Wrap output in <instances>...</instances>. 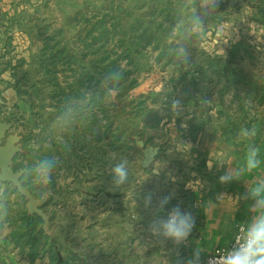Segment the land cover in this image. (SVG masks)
<instances>
[{"label": "rangeland", "instance_id": "374dc122", "mask_svg": "<svg viewBox=\"0 0 264 264\" xmlns=\"http://www.w3.org/2000/svg\"><path fill=\"white\" fill-rule=\"evenodd\" d=\"M44 1L45 6L35 10L39 20L33 25L34 35L46 34H43L45 41L48 40L51 46L56 45V51L46 52L43 60L36 56L31 58L28 72L31 81L23 88L28 101L32 102L30 106L24 103L17 110L11 109L0 99V121L13 123L11 132L20 134L22 151L27 145L32 150L41 149L39 152L32 151L26 158L20 155L22 151L16 155L15 163L22 162L23 169L30 166L31 160L34 163L40 159L38 155L42 152L48 154L51 150L54 153L56 147L46 145L50 131L55 133L53 137L57 141L60 139L55 121L58 115L66 111L58 101L60 97H56L61 89H57L55 83H59L60 87H74L86 94L83 106H87V100H91L97 91H103L98 88L97 80L100 81L107 72L98 62H92L100 56L86 53L89 49L79 39L86 20L95 21L106 12H112L115 6H121V13L123 9L127 10L122 15L126 30H130L136 17L145 23L153 19L163 24L159 46L151 44L135 53L133 63L117 44L112 42L107 47L115 51L111 59L117 60L118 69L123 72V79L118 85L119 95L113 102L106 103L104 100L107 108L105 114L100 107L91 110V105H88L86 108L89 113L85 114L82 124L88 129L83 128L81 136L82 144H85L81 167L73 168L72 172L65 171L62 168H65V160L54 153L61 170L56 167L52 178H59L57 181L64 184L60 186L59 183L60 187L74 178L72 174L76 170L77 174L78 171L81 173L78 182L72 184L68 192L69 201L61 199L65 190L58 185L47 186L46 189L33 186L39 198L41 191L49 193L43 209L51 213L52 225L67 228L65 234L58 229L52 240L67 241L72 243L71 246L81 245L84 241L85 248L79 255L89 262L100 260L102 252L99 248L92 249L89 244L105 240V232L101 233L99 229L94 232L92 222L97 220L96 216L93 218L94 214L104 207V195L109 194L115 199L114 208L118 210L113 217L118 264H122L123 257H129V264H170L168 256L182 258L183 246L176 256L174 251L170 253L168 250L170 241H164V245L148 232L153 216L144 208L143 195L154 193V202L158 198L171 196L165 212L177 205L172 201L173 195L178 192L185 194L186 185L193 182L192 170L196 162L191 164V146L198 143L195 132L203 130L210 111L218 113L221 105L224 109L221 114L226 113L223 117L228 129H235L240 123L242 125L245 118L250 114L255 115L257 110L264 112V104L251 99L256 98L259 89L250 88V85L257 86L256 83L264 84V1L221 0L218 12L212 13L206 20L201 36L190 39H186L184 33L192 15L198 10L194 0ZM161 9L163 12H160ZM44 18L45 21H41ZM40 29H43L42 33ZM218 31L225 33L219 40ZM52 37L54 40H51ZM193 41L196 43L193 44ZM180 44H185L190 52L191 59L187 65L176 59ZM64 45L68 54L82 55L83 63H79L81 60L70 63L59 62L58 59L57 62L50 61L52 52L56 53ZM224 64L234 69L235 75L231 77V69L226 70ZM54 77L57 78L55 83ZM81 81H84V85H81ZM202 97L212 99L211 105L203 106ZM173 98L182 99L184 112L181 117L175 118L170 111ZM49 104L50 111L47 109ZM45 117L51 120L46 121ZM248 119L252 120L250 117ZM185 122L186 128L181 126ZM176 131L179 135L173 136ZM44 139L47 140L45 146ZM139 140H143L146 146L159 147L158 155L148 167L143 166L145 148L138 144ZM120 159L128 161V180L120 189L113 190L110 171ZM152 168H160L159 175H152ZM8 185L12 188L10 192L15 191L13 185ZM78 194H82V197ZM96 194L100 195L98 200H91V196L96 197ZM49 197L52 198L49 200ZM20 198L23 200L22 206H26V199ZM99 203L103 204L100 208ZM76 212H82V216L80 213L76 215ZM165 212L160 215L163 216ZM123 222L125 227H122ZM123 241L125 248L120 246ZM127 242H130V249L126 248Z\"/></svg>", "mask_w": 264, "mask_h": 264}, {"label": "crops", "instance_id": "0c3cea01", "mask_svg": "<svg viewBox=\"0 0 264 264\" xmlns=\"http://www.w3.org/2000/svg\"><path fill=\"white\" fill-rule=\"evenodd\" d=\"M45 3L44 0H0V99L2 102L9 104L11 109L13 107V109L17 110L18 106L24 103L29 106L32 104L31 101H28L26 93L22 92L25 86H20L22 91H18L15 85L16 77H14V71L7 64L11 63L14 67L17 65L18 60H24V66L19 68L21 72L18 71L23 74L25 71H30L31 58L41 55V50L44 47L43 42H45L46 39L44 35L46 34L42 33L43 29H40V33L42 34L34 35L33 25L35 21L39 20V18L35 16V10L38 11L42 9ZM45 19L46 18L41 19V21H45ZM256 85L255 87H253L254 85L250 86L251 89H259L256 98L251 99L254 100L253 102H256L257 99L261 104H264V84L256 83ZM76 101L75 99L72 100L74 104H76ZM50 106L49 104V107H47L49 111L51 110ZM223 110V107L220 105L218 113L210 111L203 130L201 132H195L198 143L191 146L192 148L190 151V158L192 159L191 164L196 162L192 170L193 182H188L185 194H183V192L182 195L178 192L173 195V203L179 204L182 209L190 211L195 220L193 230L187 243L182 245L183 257L180 259L183 260L189 258L195 248L201 250L202 260L208 257L216 248L226 247L233 241L237 226L246 223L251 216L248 210V204L250 202L243 198L246 193V184L252 183L256 176L264 174V112L262 110H257L256 113L254 112L255 115H248V117L252 119L251 121L245 116L244 125H240V123L237 124L235 129H228L226 119L223 117L226 116V113L224 115L221 114ZM65 111L68 113L67 119L71 122L73 130L64 135V143H58L55 137H53L55 133L53 134L52 131H50L47 137L48 141L44 139L43 145L45 146V142L47 141L48 143H46V145L50 144V146H55L56 149L54 153L59 154L61 160H65V168H62L65 171L72 172L73 168L76 169V167L82 166V161L84 159L82 149L85 147V144H82V140L77 141L78 138H83L81 137L83 124L81 119L80 121L77 119V114L73 111L72 107ZM47 120L50 121L51 119L48 117L46 118V121ZM236 121L237 120H234V122ZM211 125L213 126L211 127ZM253 126L256 128L257 132L253 140L243 139L239 135L242 128L251 129ZM176 135H179L177 131L173 136ZM52 138L54 139V143L52 142ZM251 144H255L260 149L259 159L261 160V167L253 173H248L246 171L242 172L238 180L231 183H219L218 178L228 167H232L237 171L244 168L245 154L247 148ZM27 147L29 146L27 145ZM44 150L45 148L43 151ZM54 153L49 150L48 154L44 153L43 158L56 157ZM16 159L17 158H15V160ZM210 160L213 161L215 166H209ZM57 169L59 171L61 170L58 165ZM80 174L79 171L77 174L76 170L75 173L72 174L74 178L65 183L64 187H60L64 184L59 182L60 180L57 181L59 178H52L48 186L56 187L61 183L59 187L61 190H65L61 195V199L64 202L69 201L70 193L68 192L71 191L72 184L78 182ZM59 187H57V189ZM10 189L12 188L8 185L6 202L8 213L6 217L0 221V264L119 263V259L116 258L115 254L117 245L113 239L116 226L113 217L115 212L118 211L114 208L115 199H112L113 196H109V194L104 195L106 197L103 200L104 202H102L104 207L99 209L100 212L94 214L93 217H97V220H93L92 222L94 232H97L98 229L101 233L105 232V240H98L100 242L96 241L93 245L89 244V247H92V249L99 248L100 253L102 252L100 260L95 259L96 263H94L85 261L82 255H79L81 250L85 248L84 241H82L81 245L73 244V246H71L72 243L67 241H55L52 245L48 243L45 247L43 244H38V248L44 249V252H42V255L36 257L32 256V246L24 244L23 242L14 241V239H12V234L15 230H18L22 222L19 209L23 208V200L20 198L22 195L19 196L14 191L10 192ZM79 195L82 197V194H78V196ZM219 195H224V197L217 199ZM91 197V200H98L100 195L96 194V197ZM51 198L52 197H49V200ZM228 198H231V200ZM108 201L110 203H108ZM195 201L199 203L197 208L193 207ZM103 204H100L99 208L103 206ZM122 212L124 215L125 210L123 209ZM46 213L50 218V224L47 230L48 235L52 238L55 237L58 229L65 234L67 228L59 225H52L53 217L47 209ZM76 213V215H78L80 212ZM80 214L82 216V212ZM122 227H125L124 222L122 223ZM163 244L165 245V243ZM167 245H169L168 250L170 253L174 251L176 256L180 254L179 251L182 246L177 249L171 241ZM120 246L125 248V242L123 241ZM163 247L165 248V246ZM126 248L130 249V242L126 243ZM69 249L74 252V255L70 253ZM103 250L105 251L103 252ZM56 253L61 257L59 261L56 260ZM169 258V263L175 264L177 258L168 256V259ZM122 264H129V257L126 259L123 257Z\"/></svg>", "mask_w": 264, "mask_h": 264}, {"label": "clouds", "instance_id": "9594fccd", "mask_svg": "<svg viewBox=\"0 0 264 264\" xmlns=\"http://www.w3.org/2000/svg\"><path fill=\"white\" fill-rule=\"evenodd\" d=\"M221 0H194L197 11L192 15L190 22L185 29L184 37L190 39L192 37H200L206 27V20L212 13L218 12ZM219 34V35H218ZM223 31L217 32V38L224 35ZM196 41H193L195 44ZM176 59L179 63L187 65L191 59L188 47L185 44H180L176 50ZM123 79V72L120 69H114L105 73L101 78L98 88L104 92V100L106 103L115 101L119 95V87ZM212 99L202 97L201 104L210 106ZM170 111L175 118L181 117L184 112L182 99L173 98L170 102ZM68 113L65 112L56 117V126L60 132L58 143H64V135L70 133L73 128L71 122L67 119ZM175 120L172 122L174 125ZM182 127H187V123H182ZM256 128H242L239 135L246 140H253L256 136ZM260 149L251 144L247 148L245 154L244 168L237 171L232 167L218 178L219 183L228 184L238 180L239 175L246 171L253 173L261 167L259 159ZM113 159L115 157L113 156ZM58 165L56 157H44L36 160L32 165L26 166L21 173L25 180L31 185L40 189H46L52 181L54 169ZM209 166H215L210 160ZM160 168H152V175H159ZM129 170L127 159H120L116 162L110 171L111 185L113 190L120 189L128 180ZM13 181L10 178H5V172L0 169V221L7 215V192L8 182ZM16 182V187L19 191L23 190V184ZM47 191H41V197L48 196ZM154 193L147 192L143 195V205L146 210L152 213V220L148 225V232L155 237L159 242L171 241L172 244L179 249L185 245L194 227V217L190 211L184 210L179 204L167 209L171 196L158 198L153 200ZM224 197L219 195L217 199ZM248 200V210L251 213L249 220L242 224L240 231L235 237L234 243L225 253L217 255L210 264H264V174L255 177L254 181L246 184V193L243 197ZM231 200V198H228ZM161 212H165L163 216ZM201 250L195 248L192 255L186 260L177 258L175 264H201Z\"/></svg>", "mask_w": 264, "mask_h": 264}, {"label": "trees", "instance_id": "16d2710c", "mask_svg": "<svg viewBox=\"0 0 264 264\" xmlns=\"http://www.w3.org/2000/svg\"><path fill=\"white\" fill-rule=\"evenodd\" d=\"M264 0H261L263 2ZM160 8V7H159ZM158 9V6L154 9L156 12ZM163 9H161L160 12ZM114 11V12H113ZM112 12H106L101 18L93 21L91 20H86V25L84 26L83 33L79 35V39L81 42L84 43V47L89 49L86 53H91L96 55L98 54L100 57L97 59V61L94 59L92 62H98L99 65H102V67L106 70L105 72L113 71L114 69H118V64L116 59H111L113 52H115L113 49L109 50L107 47L113 43L117 44L119 47L123 49V52L125 56H129V60L131 63H133V56L135 53L141 52L145 47H148L151 44L156 45V47L159 46V43L162 41L161 37L162 34V27L163 24L162 22H156V20H150L147 21V23L143 22L141 18L136 17L133 24L129 28L130 30H126L124 26L125 20H123L124 13H126L127 10L122 11L121 13V6H115L114 10ZM162 14V13H161ZM48 39V38H47ZM54 40L52 37L51 40ZM50 40V38H49ZM46 43L44 44V47L41 50L40 57H37V59H44V56L46 52H49L51 50H55V46L50 45V42L45 41ZM67 46L64 45L62 48H58L56 53L52 52V56H50V61L52 62H57V59L59 62H75V61H80L79 63L82 62V55L77 57L75 53L73 54H68L66 52ZM56 54V55H55ZM66 63V64H67ZM25 64L24 60H18L17 65L14 67L12 64L8 63L7 65L11 67V69L14 71V77L17 78L16 81V87L18 88V91H22L20 89V86H26L31 79L28 77L29 73L28 71H25L22 73L19 70L20 67H23ZM224 68L226 70H230L231 68H228V65L224 64ZM19 71V72H18ZM235 75L234 69L230 70V76ZM57 78L54 77V83L57 81ZM82 84L84 85V81H81ZM99 82L97 80V85H99ZM34 85V84H33ZM67 85V84H66ZM55 86L57 89H61L59 93L56 95L58 98V101L60 104L63 105V110L69 109L70 107L73 108V111L77 114L76 117L80 121L85 120V114L89 113L88 105H91L90 109L92 110L93 107H100L102 108V113H107V108L104 106V92L102 91H97L91 100H87V106H83V100L87 99L86 94L82 93L80 90H77L76 88H72L71 86H63L60 87L59 83H55ZM252 86V85H250ZM82 87V86H81ZM249 87V86H248ZM67 90H70L67 92ZM23 92V91H22ZM54 96V98H56ZM75 99L76 104L72 102V100ZM62 111V110H61ZM61 111L59 113H61ZM85 129H88L85 126L83 127L82 125V131ZM82 140V138H78L77 141ZM39 152L41 149H34L32 150L31 148L27 147L24 151L21 152V156L26 158L28 154L31 152ZM44 156V153L42 152L41 154L38 155L40 159H42ZM18 158V156L16 157ZM32 161V160H31ZM30 161V165H32L33 161ZM22 163H14V169L20 170L23 169ZM22 183L24 186L28 187L35 195V192L33 191V185H31L30 182L25 180V177L22 176ZM19 196L21 194L19 191L15 188V191ZM22 197V196H21ZM24 198V197H23ZM19 213L21 215V226L18 228V230H15L12 234V239L16 242H23L24 244H28L32 246V256L36 257L38 255H42V252H44V249L38 248V244H43L45 247L48 243L51 245L55 242L52 240V237L48 235V232L43 229V220L42 218L37 215V214H30L27 210L26 206H23L22 209H19ZM56 260H60L61 257L59 256L58 253L55 254Z\"/></svg>", "mask_w": 264, "mask_h": 264}, {"label": "water", "instance_id": "95a60500", "mask_svg": "<svg viewBox=\"0 0 264 264\" xmlns=\"http://www.w3.org/2000/svg\"><path fill=\"white\" fill-rule=\"evenodd\" d=\"M13 124L10 121H0V169L5 172V178H10L13 181H19L22 183L21 173L24 169H14L15 158L18 153L23 150L21 136L18 133H12L11 130ZM138 144L145 148V158L143 160V166H150L155 160L159 152V147L146 146L143 140H139ZM9 181L8 184L13 185L16 189V182ZM23 184V183H22ZM18 190V189H17ZM19 191V190H18ZM19 193L26 199L27 210L30 214H37L43 219V229L48 230L50 219L43 206L48 200L47 197H37L26 186L23 185V190Z\"/></svg>", "mask_w": 264, "mask_h": 264}, {"label": "built area", "instance_id": "2783aa9c", "mask_svg": "<svg viewBox=\"0 0 264 264\" xmlns=\"http://www.w3.org/2000/svg\"><path fill=\"white\" fill-rule=\"evenodd\" d=\"M199 206V203L197 201L194 202L193 204V207L194 208H197ZM242 224H239L237 226V229H236V233H235V236H234V239L233 241L226 247H220V248H216L208 257H206L205 259H202L201 260V264H210V262L217 257V255H220V254H223L225 253L227 250L230 249L231 245L234 243L235 241V237L237 236V234L239 233L240 231V227H241Z\"/></svg>", "mask_w": 264, "mask_h": 264}]
</instances>
